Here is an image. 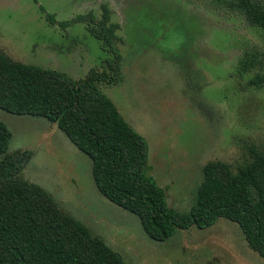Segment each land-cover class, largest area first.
Segmentation results:
<instances>
[{
  "label": "rangeland",
  "instance_id": "rangeland-1",
  "mask_svg": "<svg viewBox=\"0 0 264 264\" xmlns=\"http://www.w3.org/2000/svg\"><path fill=\"white\" fill-rule=\"evenodd\" d=\"M103 6L118 25L123 78L101 91L145 138L167 206L188 212L207 163L236 172L250 148L264 151V84L250 85L256 69H241L245 55L263 49L262 32L217 0H0V49L16 62L81 79L111 58L88 22L76 21L90 15L97 23ZM0 122L11 134L7 151L31 153L23 179L126 264H264L227 219L177 230L164 242L149 239L138 217L98 192L91 160L55 125L2 110Z\"/></svg>",
  "mask_w": 264,
  "mask_h": 264
},
{
  "label": "trees",
  "instance_id": "trees-1",
  "mask_svg": "<svg viewBox=\"0 0 264 264\" xmlns=\"http://www.w3.org/2000/svg\"><path fill=\"white\" fill-rule=\"evenodd\" d=\"M261 30L264 3L217 0ZM41 10H43L41 8ZM89 32L111 58L74 80L49 68L16 62L0 49V110L44 118L55 125L92 164L98 192L138 217L146 236L164 242L177 230L206 229L219 219L237 224L248 247L264 259V151L252 147L236 172L223 162H209L188 212L171 209L165 191L151 176L148 144L120 115L102 86L122 82L121 55L115 47L118 25L103 6ZM54 24L53 16H48ZM64 25V24H62ZM241 69L255 70L249 84H264V47L242 59ZM11 134L0 122V264H126L77 219L63 213L49 193L23 179L31 153H9Z\"/></svg>",
  "mask_w": 264,
  "mask_h": 264
}]
</instances>
